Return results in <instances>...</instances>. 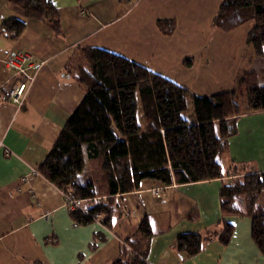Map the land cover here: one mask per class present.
<instances>
[{
    "label": "crops",
    "instance_id": "crops-1",
    "mask_svg": "<svg viewBox=\"0 0 264 264\" xmlns=\"http://www.w3.org/2000/svg\"><path fill=\"white\" fill-rule=\"evenodd\" d=\"M49 1L59 13L60 34L25 18L18 37L0 35V85L14 80L2 62L9 52L27 51L42 62L22 104H0V264H110L128 256L131 243L147 247L149 264H264L250 218L221 215L219 190L231 180L229 173L171 185L143 179L137 190L117 196L107 228L101 219L74 223L61 190L38 171L86 92L73 75L82 48L112 51L195 94L210 95L233 88L242 70L250 71L241 68L251 22L229 31L213 26L222 0ZM9 17L24 18L23 10L0 0V22ZM158 20H172L173 28L164 32ZM236 125L222 157L224 170L236 163L245 167L239 175L264 172V111L244 113ZM145 217L153 231L149 239L138 233ZM223 220L233 224L227 244L219 240ZM185 232L204 237L195 255L176 248L177 235Z\"/></svg>",
    "mask_w": 264,
    "mask_h": 264
},
{
    "label": "trees",
    "instance_id": "trees-1",
    "mask_svg": "<svg viewBox=\"0 0 264 264\" xmlns=\"http://www.w3.org/2000/svg\"><path fill=\"white\" fill-rule=\"evenodd\" d=\"M23 10L24 18L0 22V35L18 37L26 19L44 23L60 34V16L49 0H7ZM251 22L246 43L263 60V70L243 72L235 86L210 95H198L144 65L112 51L85 47L80 51L74 78L86 92L62 126L39 172L79 204L68 208L78 225L101 219L109 228L117 213L119 194L138 189L141 180L166 185L231 180L219 190L222 216L241 215L251 220V237L264 255V172L248 171L233 163L224 170L222 157L229 138L237 133V117L264 111V0H222L213 26L232 30ZM160 29L173 28L172 20H158ZM185 64H190L186 60ZM246 92L248 101L241 105ZM138 101L142 107L140 123ZM233 224L223 220L219 240L227 244ZM140 238L153 235L149 218L139 225ZM204 237L180 233L176 248L197 254ZM131 252L110 264H149L147 247L129 244Z\"/></svg>",
    "mask_w": 264,
    "mask_h": 264
},
{
    "label": "built area",
    "instance_id": "built-area-1",
    "mask_svg": "<svg viewBox=\"0 0 264 264\" xmlns=\"http://www.w3.org/2000/svg\"><path fill=\"white\" fill-rule=\"evenodd\" d=\"M6 70L12 73V78L9 85H0V104L4 101H10L17 105H21L25 97L26 90L32 82L36 71L41 66L42 62L35 60L34 56L27 51L14 50L9 52L2 60ZM33 70L31 74L29 71ZM11 78V79H12ZM4 89V93L2 92ZM1 143V141H0ZM2 144V143H1ZM5 154H9L10 150L4 147ZM158 190L155 193L158 194ZM65 204L68 208L80 207L79 204L70 199L69 193L61 191Z\"/></svg>",
    "mask_w": 264,
    "mask_h": 264
},
{
    "label": "rangeland",
    "instance_id": "rangeland-1",
    "mask_svg": "<svg viewBox=\"0 0 264 264\" xmlns=\"http://www.w3.org/2000/svg\"><path fill=\"white\" fill-rule=\"evenodd\" d=\"M249 24H252V23H249ZM262 62H263V60L259 57H256L253 53L252 48L250 46H248V50L246 51V53L243 57V62H242L243 67L241 69H244V67H248L247 69L254 70L256 72H261L263 70ZM243 72H245V70H242V72L239 75V77L237 78L236 82L240 79ZM247 101H248V95L246 92H244L243 95L240 97V103H241V105H244L247 103ZM142 114H143V112H142L141 103H140V101H138L137 117H138V120L140 123L143 122Z\"/></svg>",
    "mask_w": 264,
    "mask_h": 264
}]
</instances>
